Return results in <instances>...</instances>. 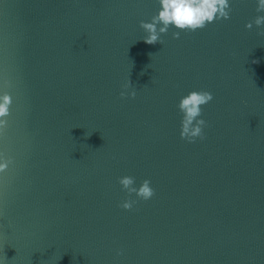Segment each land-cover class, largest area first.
Returning <instances> with one entry per match:
<instances>
[{"label":"water","instance_id":"water-1","mask_svg":"<svg viewBox=\"0 0 264 264\" xmlns=\"http://www.w3.org/2000/svg\"><path fill=\"white\" fill-rule=\"evenodd\" d=\"M156 0H0L4 264H264V26L254 0L145 43ZM128 80L136 96L121 97ZM7 81V84H5ZM206 89L204 139L179 98ZM124 175L155 189L128 197Z\"/></svg>","mask_w":264,"mask_h":264},{"label":"clouds","instance_id":"clouds-1","mask_svg":"<svg viewBox=\"0 0 264 264\" xmlns=\"http://www.w3.org/2000/svg\"><path fill=\"white\" fill-rule=\"evenodd\" d=\"M157 11L152 15L150 21L141 20L140 27L145 35L142 37L145 43L163 44L162 34L168 32L169 28L176 29L172 32L173 38H179L181 31H197L204 28L207 24L216 20L230 18L232 0H156ZM256 15L244 25L247 29H252L255 25L258 29L264 26V0H254ZM7 84V81H5ZM128 80L122 85L121 97L136 96V89L131 87ZM213 99V94L206 89H194L182 95L176 105L181 113L180 132L181 139L188 142H195L197 138L204 139L203 129L207 121L203 118V105ZM12 97L9 92H0V134L3 133L7 125L5 117L9 115ZM11 163V158H4L0 152V171H3ZM123 190H126L128 197L122 201L120 207L131 209L137 202L132 198V194L141 200L150 199L155 192L149 179H144L137 186L135 177L124 175L118 178ZM0 264H4V259H0Z\"/></svg>","mask_w":264,"mask_h":264}]
</instances>
